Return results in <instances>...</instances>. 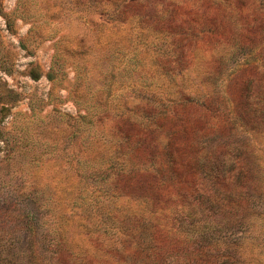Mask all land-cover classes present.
Listing matches in <instances>:
<instances>
[{
	"label": "rangeland",
	"instance_id": "1",
	"mask_svg": "<svg viewBox=\"0 0 264 264\" xmlns=\"http://www.w3.org/2000/svg\"><path fill=\"white\" fill-rule=\"evenodd\" d=\"M0 98V264H139L158 214L148 178L120 183L129 127L184 100L212 120L227 105V264H264V0H0ZM193 229L164 241L177 264Z\"/></svg>",
	"mask_w": 264,
	"mask_h": 264
},
{
	"label": "trees",
	"instance_id": "2",
	"mask_svg": "<svg viewBox=\"0 0 264 264\" xmlns=\"http://www.w3.org/2000/svg\"><path fill=\"white\" fill-rule=\"evenodd\" d=\"M180 45L182 51L197 47L196 42L186 39H182ZM3 101L0 98V153L7 149L3 160L12 161L16 155L13 142L1 126L11 104ZM176 107L157 115L150 113L149 124L143 128L137 123L129 127L137 135L132 142L133 135L128 137L136 165L131 172L121 173L119 180L122 183L137 176L148 178L149 194L145 200L151 204L153 214H158L150 227L156 244L149 254L142 256L139 264H177L171 259L173 247L167 249L164 241L175 240L177 235L169 231L183 225L196 230L193 229L194 234L188 238L195 257L191 260L184 255L188 260L182 264H227V235H221L227 234V105L219 104L217 113L223 117L218 114L215 120L188 100ZM147 137L152 138L147 141ZM162 139L165 140L163 145ZM160 146L165 152L159 151ZM124 189L120 186L119 191ZM162 190L173 191L165 198ZM166 213L169 216L164 220ZM209 214L220 216V222L207 224ZM162 220L165 223L162 224ZM39 251L34 250L33 256L42 262L47 254L45 250ZM49 254L44 264H76L72 254L64 249Z\"/></svg>",
	"mask_w": 264,
	"mask_h": 264
}]
</instances>
